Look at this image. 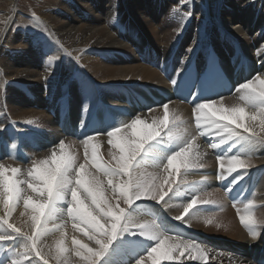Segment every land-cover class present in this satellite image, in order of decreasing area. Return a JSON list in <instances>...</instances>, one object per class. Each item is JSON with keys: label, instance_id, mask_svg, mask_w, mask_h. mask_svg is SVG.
I'll return each mask as SVG.
<instances>
[{"label": "bare ground", "instance_id": "1", "mask_svg": "<svg viewBox=\"0 0 264 264\" xmlns=\"http://www.w3.org/2000/svg\"><path fill=\"white\" fill-rule=\"evenodd\" d=\"M17 1L0 0V115L6 118L0 124V163L5 165L26 169L32 159L50 154L59 140H79L90 135L84 133L82 123L94 110L107 111L113 124L136 115L150 120L161 115L162 104L170 101V108H175L189 131H193L192 104L160 96L155 104L144 93V88L154 93L158 87H167L157 70L137 59L135 49L139 52L146 40L166 56L178 46L181 58L177 69L193 53L205 52L208 42L215 43L222 58H226L223 49L233 55L237 64L240 56L245 57L249 75L243 80L237 77L233 92L221 95L225 105L237 102L238 84L258 73L264 75V0H46L38 14L34 13V26L13 31L12 21L22 10ZM189 12L191 16L187 15ZM189 48L194 51L189 53ZM235 69L238 71L239 67ZM136 92L149 101L147 108L125 103L124 96L131 97ZM67 120L74 126L71 133L64 131ZM101 139V151L106 156V135ZM207 143L208 138H200V151L207 153L205 169L188 179L199 182L206 175L208 179L200 191L213 193L211 198L216 204L202 206L207 211L193 215L191 227L172 219L182 211L179 205L187 202V197L180 194L169 201L166 210L141 201L134 205L132 214L151 218L173 234L203 242L208 248L206 264H256L264 250V224L261 235L252 240L239 222L237 208L243 213L244 204L252 199L256 218L264 221V149L255 151L249 176L229 198L224 195L223 186L231 177L226 181L217 179V150L208 149ZM77 147L82 160L83 149ZM22 210L21 207L13 213L18 223L27 219L20 216ZM213 213L214 222L205 224L201 217ZM63 220L69 244L73 234L87 242L82 234L73 232L66 215ZM58 237V232L51 234L45 243L53 245ZM124 240L117 241L115 251L110 250L102 264H112L115 259L127 264V256H134L146 246L138 238ZM12 251L8 245L0 247V262L10 264ZM184 264L201 262L185 260Z\"/></svg>", "mask_w": 264, "mask_h": 264}, {"label": "snow or ice", "instance_id": "2", "mask_svg": "<svg viewBox=\"0 0 264 264\" xmlns=\"http://www.w3.org/2000/svg\"><path fill=\"white\" fill-rule=\"evenodd\" d=\"M176 74L182 76L183 70L177 69ZM178 82L171 80L174 86ZM235 93L237 102L225 105L222 96L213 99L199 90L189 92L191 99H184L193 105L191 132L169 101L162 104V114L150 120L136 115L110 125L106 132L61 139L50 154L32 159L26 169L0 163V247L14 249L10 264H102L117 241L126 242L125 237L146 244L127 256V264H184L185 260L206 264L208 248L203 242L173 234L151 218H136L132 213L141 201L166 210L180 194L187 202L179 205L182 211L172 219L191 227L192 216L207 211L202 206L217 203L213 193L200 191L206 175L199 182L188 179L206 167L201 137L208 138V149L217 150V179L231 177L223 186L224 195L231 198L235 187L249 176L255 151L264 149V75L258 73L238 84ZM105 135L106 156L101 151ZM77 145L83 149L82 160ZM21 207L20 216L27 219L18 223L13 213ZM254 207L255 201L249 199L243 213L237 208L239 222L252 240L261 235L264 224L256 218ZM65 215L73 232L87 242L73 234L69 244ZM201 218L212 224L215 213ZM57 232L53 245H47L46 238ZM112 264L123 261L115 259Z\"/></svg>", "mask_w": 264, "mask_h": 264}, {"label": "rangeland", "instance_id": "3", "mask_svg": "<svg viewBox=\"0 0 264 264\" xmlns=\"http://www.w3.org/2000/svg\"><path fill=\"white\" fill-rule=\"evenodd\" d=\"M37 1V2H36ZM46 2V0H43V2L41 0H18L17 1V5L18 7H20L22 10L21 11H17L16 16L14 17V20L12 21V29L11 30H17L19 28L22 27H27V28H31V26H34V24L32 23L35 18H36V14H38V10L40 9V7L44 6V3ZM28 12V14L26 13ZM34 13H36L34 15ZM27 14V15H26ZM179 35V34H178ZM12 51V50H11ZM2 111L5 112V110L2 108ZM13 116V114H12ZM10 116V117H12ZM6 118H2L0 115V124L2 122L5 121Z\"/></svg>", "mask_w": 264, "mask_h": 264}]
</instances>
